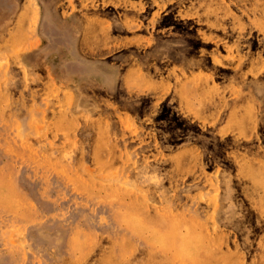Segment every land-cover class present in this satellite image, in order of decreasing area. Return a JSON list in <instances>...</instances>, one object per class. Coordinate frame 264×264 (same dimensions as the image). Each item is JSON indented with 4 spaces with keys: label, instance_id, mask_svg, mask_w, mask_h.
<instances>
[{
    "label": "rangeland",
    "instance_id": "rangeland-1",
    "mask_svg": "<svg viewBox=\"0 0 264 264\" xmlns=\"http://www.w3.org/2000/svg\"><path fill=\"white\" fill-rule=\"evenodd\" d=\"M202 262L264 264V0H0V264Z\"/></svg>",
    "mask_w": 264,
    "mask_h": 264
},
{
    "label": "bare ground",
    "instance_id": "bare-ground-1",
    "mask_svg": "<svg viewBox=\"0 0 264 264\" xmlns=\"http://www.w3.org/2000/svg\"><path fill=\"white\" fill-rule=\"evenodd\" d=\"M139 206V205H138ZM131 212H132V210H130ZM141 211V210H140ZM133 213H134V211H133ZM172 215V214H171ZM181 220V219H180ZM167 221V220H166ZM170 221V220H169ZM181 222V221H180ZM182 223V222H181ZM159 229V228H158ZM195 232H194V230H191V231H188V233H187V238H186V240L191 244L190 246H188L187 245V243L185 244L184 243V240H183V235H180V234H176L175 233V237L176 238H178V240H179V242H180V244L181 245H179V243H178V245L175 247V254H176V256L178 255V257L180 256V257H182V255H186L185 256V261H188V262H193L194 263V256H193V254L189 251V247L191 248V251L193 252V253H196V254H198V250H202V251H205V254H206V259L208 260V259H210V258H212L213 257V255H212V253L208 250V249H205L204 247H203V243H204V240H206V237H204L205 239H203L202 238V236H200V235H202V233H200V235H195L194 234ZM130 234V233H129ZM131 235V234H130ZM172 236L174 235V234H171ZM171 236V237H172ZM128 237V236H127ZM125 239V238H124ZM229 241V240H228ZM170 242V241H169ZM195 242V245H193V243ZM123 243H125V242H123ZM123 249V248H122ZM122 251V250H121ZM160 251V250H159ZM162 252V251H161ZM163 253V252H162ZM161 253V254H162ZM122 255V254H121ZM221 258V257H220ZM174 260V259H173ZM176 260H177V258H176ZM214 261H215V259H214ZM205 262V261H204ZM217 262V261H216ZM215 262H213V264H214ZM200 264H203V262L202 263H200ZM211 264V263H210ZM222 264V263H221ZM223 264H225V263H223Z\"/></svg>",
    "mask_w": 264,
    "mask_h": 264
}]
</instances>
